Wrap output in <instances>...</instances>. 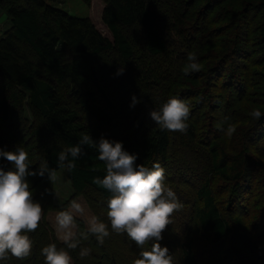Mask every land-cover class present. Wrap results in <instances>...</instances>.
<instances>
[{
    "label": "trees",
    "instance_id": "obj_1",
    "mask_svg": "<svg viewBox=\"0 0 264 264\" xmlns=\"http://www.w3.org/2000/svg\"><path fill=\"white\" fill-rule=\"evenodd\" d=\"M103 1L101 20L110 37L103 35L90 18L73 17L45 0H0V9L8 16V28L0 37V131L4 125L12 124L14 110L22 105L19 94H26L31 109L41 118L42 128L53 139L45 141L41 130L31 132L35 139L33 156H37L38 163L34 162L33 171H28L38 172L41 164H46L48 169L55 172L63 168L74 193L77 196H87L95 217L109 224L107 206L104 207V212V209L95 206L89 196L91 192L107 201L110 198L111 193L92 182L96 177L103 179L106 165L98 159L99 152L96 148L79 144L82 133H89L98 142L113 124V118L99 104V95H104L99 77L101 60L104 56L117 54L127 68L135 66L134 46L127 34L131 29L141 31L144 48L151 57L166 55L169 52L168 45L160 32L159 22L163 18L162 12L168 15V11L171 14L173 9L172 1H169L164 4L167 7L162 11L164 0ZM187 1L192 4L191 8H202L210 2L218 3L221 9L219 14L230 15L231 23L234 22L232 15L237 16L236 22L244 13L242 9L238 10V6L245 3V9L255 8L253 13H258L259 24L254 46L256 53L264 58V0L175 2L180 5L179 9L185 10L183 2ZM221 40L227 45L224 48L216 47L213 50L215 55L208 52L206 60L209 65L202 70L206 72L192 74L182 81L184 90L187 91L186 96L197 101V105L205 98L204 82H207L205 87H208L205 91L212 94V88L208 85L212 80L211 65L227 61L233 49L239 46L234 35ZM133 77L142 92L160 87L159 78L143 68L135 69ZM64 88H71L75 94L74 106L62 100L60 90ZM199 94L202 96H198ZM187 123L189 127L186 133L156 128L139 141L142 165L149 169L157 163L166 166L174 145L191 152L194 149L203 150L199 161L190 162L192 170L200 171L202 176L194 180L196 183L185 180V176L183 179L181 174H178L180 176L176 183L171 181L174 183L172 190L183 208L171 217L173 223L162 233L163 239L159 241L161 247L168 248L175 264H264V249L261 244L257 245V234L253 240L245 233L246 226L240 217L226 213L231 209L228 208L229 201L223 206L212 187L213 180H224L233 185V197L247 198L251 186L248 184L245 187L249 171V165L245 164L246 153H229L219 141L205 146L204 150L200 146L204 143L200 140L199 123L192 120ZM72 146H79L80 154L76 158L68 154L63 162L64 167H60L58 154ZM16 149L7 143V137L0 135V150L15 152ZM73 160L76 167L69 171L67 165ZM7 162L0 157V169L7 171ZM194 162H199L200 168H195ZM47 179L48 172L43 177H26L31 192L37 190ZM186 189L191 190L188 193L189 199L185 198ZM232 195L230 198L233 202ZM32 199L43 209L38 229L27 233L33 242L32 253L23 261L9 254L8 259L0 260V264H44L41 250L51 243H55L58 250L68 251L72 264H133L134 260L140 258L141 251L150 250L152 244L157 242L149 241L141 249L126 234L112 232L109 224L111 234L103 245H99L85 224L79 221L74 239L79 240L80 245L75 250L68 249L46 223L47 213L53 210L51 201L40 203L37 195L32 196ZM81 233L87 234L89 238L83 239ZM82 247L90 249V255L83 259L79 257ZM259 250L262 251V256L258 254Z\"/></svg>",
    "mask_w": 264,
    "mask_h": 264
},
{
    "label": "rangeland",
    "instance_id": "obj_2",
    "mask_svg": "<svg viewBox=\"0 0 264 264\" xmlns=\"http://www.w3.org/2000/svg\"><path fill=\"white\" fill-rule=\"evenodd\" d=\"M169 1H172L173 10L171 14L168 11V15L164 14L166 12H162L163 18L159 22L160 32L168 45L169 52L166 55L158 58L151 57L144 48L141 31L131 29L127 31V34L135 51L133 60L135 66H132V69L127 68L117 54L102 57L99 77L104 95H99V104L113 118V124L101 136L110 142H121L124 151L137 156L136 165H142L139 141L153 129L159 128L151 120L150 111L159 110L163 103L172 97L185 101L190 107L188 121L199 123V136L204 143L200 146L204 150L212 142L219 141L229 153L241 151L246 153L245 164L249 165L247 175L249 182L248 180L245 182V187L248 184L251 186L249 196L240 199H237L236 196L233 197L231 191L233 185L220 179L213 180L212 187L217 200L223 206H226L229 201L228 208L231 209L226 213L240 217L246 226L245 233L253 240L257 234L258 239L255 237L257 245L261 244L264 249V58L256 53L254 46V40L257 37L256 29L259 24L258 13H253L255 8L247 7L245 9L247 5L243 3L238 6V10L242 9L244 13L236 22L237 16L232 15L234 22L231 23L230 15L219 14L221 9L220 5H217L218 3L205 4L204 2L203 5H205L202 8L201 6L191 8L192 4L187 1L183 2L185 10H182L179 9L180 5L175 2L176 0H164L162 11L167 7L164 4ZM45 2L67 11L73 17L90 18L103 35L110 37L101 20L103 0H90L89 2L84 0H45ZM7 17V14L0 9V37L8 28ZM230 35L235 36L236 44L239 46L233 49L232 55L227 61H218L211 65L210 77L212 80L208 85L212 88V94L205 91L208 87H205L207 82H204L203 95L205 98L200 100L197 105V101L186 96L187 91L184 90L185 85L182 81L191 77L192 74L206 72V70H202L206 65H209L206 60L208 52L215 55L213 50L216 47L224 48L227 45L221 39ZM190 52L197 55L201 70L199 72L190 71L188 75H185L184 68L188 63L187 55ZM120 67L124 68V72L121 75H116ZM142 68L159 78V88L153 91H141L140 85L134 80L133 75L135 69ZM60 92L62 100L74 106L75 94L71 88H64ZM133 96L140 101L134 108L130 107ZM19 97L22 105L19 109L14 110L12 124L4 125L0 135L7 137V143L10 146L24 148L28 153V169L33 171V164L34 162L37 164L38 160L37 156L35 158L33 156L35 139L31 136V132L41 130L45 141L50 142L53 139L42 128L41 118L31 109L26 94L20 93ZM253 110H259L262 113L259 120L250 115ZM225 117L229 119L225 121ZM228 123H232L236 127V131L231 137L220 131V125L227 127ZM202 154L203 150L194 149L191 152L174 145L166 166H161L164 169L166 186L174 188V183L171 181L176 183V179L180 176L178 174H181L183 179L185 176L187 181L194 182V180L200 179L202 177L200 171L192 170L190 162L199 161ZM194 167L200 168V163L194 162ZM6 169L15 171V166L7 162ZM55 173V180L47 179L37 190L32 192V196L37 195L40 203L51 201L53 210L47 213L45 220L57 239L64 242L65 233L58 230L56 225V215L59 211H69L73 215L75 223L70 231L74 235L77 232L79 221L89 228L91 218L95 215L87 201V196H77L74 193L65 170L61 168ZM189 190H184L185 196L187 195L185 198L188 199L190 198ZM231 195L233 202L230 198ZM89 196L95 206L98 205L102 210L107 206V200L100 196L91 192ZM72 200H76L82 205L83 214L69 207ZM261 253L262 251L259 250L258 254Z\"/></svg>",
    "mask_w": 264,
    "mask_h": 264
},
{
    "label": "clouds",
    "instance_id": "obj_3",
    "mask_svg": "<svg viewBox=\"0 0 264 264\" xmlns=\"http://www.w3.org/2000/svg\"><path fill=\"white\" fill-rule=\"evenodd\" d=\"M188 63L185 65L184 74L199 72L201 64L194 52L187 55ZM124 68L120 67L116 75H121ZM139 100L132 97L130 107L134 108ZM151 120L161 130L169 132L186 133L190 115L189 105L176 97L168 99L159 110H151ZM250 115L259 120L262 113L253 110ZM225 121L229 118L225 117ZM220 131L231 137L236 131L232 123L227 127L220 125ZM79 144L96 148L99 152L98 159L106 165V175L103 179L96 177L93 183L111 193L107 201V219L111 231L123 235L135 242L139 248H144L149 241L155 240L150 250L141 251L140 258L133 264H175L174 257L169 254L167 247H161L159 241L163 239L162 233L167 226L172 224L171 217L182 210L181 204L175 192L166 186L164 169L157 163L151 169L136 165L137 156L130 155L123 150L121 142H110L101 137L94 141L89 133H82ZM81 152L79 146L68 147L58 154L60 167H64V161L68 154L76 158ZM0 157L14 164L15 171L5 172L0 169V260H6L9 254L17 260H25L32 253L33 242L27 233L35 232L43 218V209L39 203L33 202L32 192L26 181L28 176L39 175L43 177L49 173V179L55 180L54 170L41 164L38 172H29L28 153L23 147H18L15 152L0 150ZM76 167L75 160L67 165L69 171ZM76 212L83 214V207L72 200L69 205ZM75 221L69 211H59L56 215L58 230L64 231V243L68 249L75 250L80 241L74 239V233L70 231ZM109 224L101 222L93 216L88 231L95 237L99 245H103L105 239L110 236ZM83 239L89 237L81 233ZM44 264H72V257L68 251L57 249L55 243H51L41 250ZM90 255L89 248H80L81 259Z\"/></svg>",
    "mask_w": 264,
    "mask_h": 264
}]
</instances>
